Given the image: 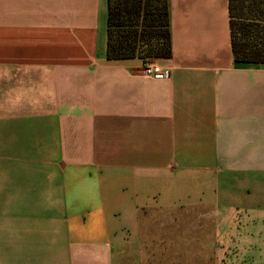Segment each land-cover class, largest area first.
<instances>
[{
  "label": "crops",
  "instance_id": "obj_1",
  "mask_svg": "<svg viewBox=\"0 0 264 264\" xmlns=\"http://www.w3.org/2000/svg\"><path fill=\"white\" fill-rule=\"evenodd\" d=\"M168 5L156 79L108 0H0V264H264V63L229 0Z\"/></svg>",
  "mask_w": 264,
  "mask_h": 264
},
{
  "label": "trees",
  "instance_id": "obj_2",
  "mask_svg": "<svg viewBox=\"0 0 264 264\" xmlns=\"http://www.w3.org/2000/svg\"><path fill=\"white\" fill-rule=\"evenodd\" d=\"M236 63H264V0H229ZM172 56L168 0H108V60Z\"/></svg>",
  "mask_w": 264,
  "mask_h": 264
},
{
  "label": "built area",
  "instance_id": "obj_3",
  "mask_svg": "<svg viewBox=\"0 0 264 264\" xmlns=\"http://www.w3.org/2000/svg\"><path fill=\"white\" fill-rule=\"evenodd\" d=\"M143 73L146 76L156 79H167L170 78L171 75L170 69L162 67L158 61L151 59L146 61V66L143 70Z\"/></svg>",
  "mask_w": 264,
  "mask_h": 264
},
{
  "label": "rangeland",
  "instance_id": "obj_4",
  "mask_svg": "<svg viewBox=\"0 0 264 264\" xmlns=\"http://www.w3.org/2000/svg\"><path fill=\"white\" fill-rule=\"evenodd\" d=\"M155 61H158V60H155Z\"/></svg>",
  "mask_w": 264,
  "mask_h": 264
}]
</instances>
